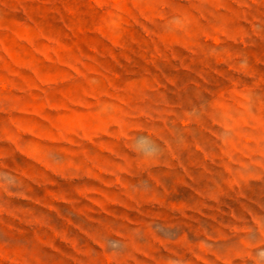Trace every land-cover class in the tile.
<instances>
[{"label": "rangeland", "instance_id": "374dc122", "mask_svg": "<svg viewBox=\"0 0 264 264\" xmlns=\"http://www.w3.org/2000/svg\"><path fill=\"white\" fill-rule=\"evenodd\" d=\"M0 264H264V0H0Z\"/></svg>", "mask_w": 264, "mask_h": 264}]
</instances>
